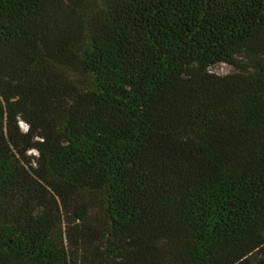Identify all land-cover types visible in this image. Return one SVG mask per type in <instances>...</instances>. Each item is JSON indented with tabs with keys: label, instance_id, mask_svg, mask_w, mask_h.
Instances as JSON below:
<instances>
[{
	"label": "trees",
	"instance_id": "1",
	"mask_svg": "<svg viewBox=\"0 0 264 264\" xmlns=\"http://www.w3.org/2000/svg\"><path fill=\"white\" fill-rule=\"evenodd\" d=\"M0 264H264V0H0Z\"/></svg>",
	"mask_w": 264,
	"mask_h": 264
},
{
	"label": "rangeland",
	"instance_id": "2",
	"mask_svg": "<svg viewBox=\"0 0 264 264\" xmlns=\"http://www.w3.org/2000/svg\"><path fill=\"white\" fill-rule=\"evenodd\" d=\"M209 71L217 74H225L234 71V68L226 63H216L209 67Z\"/></svg>",
	"mask_w": 264,
	"mask_h": 264
}]
</instances>
